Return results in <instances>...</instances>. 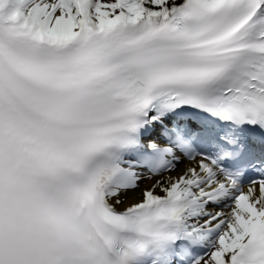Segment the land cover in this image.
Segmentation results:
<instances>
[{"label": "bare ground", "instance_id": "1", "mask_svg": "<svg viewBox=\"0 0 264 264\" xmlns=\"http://www.w3.org/2000/svg\"><path fill=\"white\" fill-rule=\"evenodd\" d=\"M19 14L49 39L73 38L84 23L94 28L107 27L120 17L114 0H8ZM186 0H142L146 15L160 16L179 9ZM227 182L205 162L183 163L159 177L136 174L131 185L117 187L108 203L124 211L171 197L182 205L184 219L208 235L216 233L211 254L200 264H230L233 254L246 240L253 226L264 223V194L246 191L248 212L239 211L234 203L212 206L227 199ZM234 227V232L230 227Z\"/></svg>", "mask_w": 264, "mask_h": 264}]
</instances>
